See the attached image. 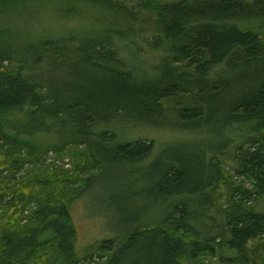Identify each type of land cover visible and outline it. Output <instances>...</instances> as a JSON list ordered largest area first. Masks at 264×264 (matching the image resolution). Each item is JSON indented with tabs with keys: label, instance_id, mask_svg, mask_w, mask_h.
<instances>
[{
	"label": "trees",
	"instance_id": "16d2710c",
	"mask_svg": "<svg viewBox=\"0 0 264 264\" xmlns=\"http://www.w3.org/2000/svg\"><path fill=\"white\" fill-rule=\"evenodd\" d=\"M146 1L160 24L150 48L165 59L155 71L136 65L132 50L130 63L119 59L111 40L121 32L110 28L34 37L32 25L92 4L106 9L110 0H0V264H184L187 257L261 264L249 248L264 244V205L252 207L264 204V0ZM251 17L261 31L238 25ZM185 92L180 121L223 144L181 154L166 148L148 167L156 172L147 177L155 184L151 203L159 202L155 218L120 219L114 238L78 257L65 201L89 195L108 166L132 170L156 148L119 142L110 125L153 122L160 102ZM56 131L69 137L60 146H84L97 171L75 191L69 170L56 167L58 181L54 169L39 176L30 169L43 151L38 136ZM232 152L236 176L248 186L223 176L218 158ZM221 184L230 207L219 228L211 224L210 192Z\"/></svg>",
	"mask_w": 264,
	"mask_h": 264
},
{
	"label": "rangeland",
	"instance_id": "374dc122",
	"mask_svg": "<svg viewBox=\"0 0 264 264\" xmlns=\"http://www.w3.org/2000/svg\"><path fill=\"white\" fill-rule=\"evenodd\" d=\"M144 1L110 0L112 7L109 5V7L106 6V9H101L100 5L92 4L90 8H86L85 12L79 9L80 12L73 16L66 15L64 18L59 16L50 20L46 19L39 25H32L33 34L34 37L56 39L82 34L84 30L88 29L90 32H95L110 28L113 31L121 32L111 40L112 49L118 52L119 59L130 63L133 51L134 55L139 57L136 65L141 64L144 68L155 71L165 66L163 56L150 48V45L156 41L155 35L160 32V24L157 22L158 16L152 13L153 7L149 1H146L147 5L145 6ZM178 1L182 0H157L161 5ZM244 1L248 4L252 2V0ZM245 14L250 13L247 11ZM237 23L243 29L254 31H259L261 26L254 17ZM261 34L264 39L262 31ZM129 65L132 66V64ZM188 95L185 92L180 97L160 102L159 109L152 112L153 122L142 123L118 119L110 125L109 128L112 130L110 132L117 134V141L143 140L147 143L151 141L155 143L156 148L149 162L134 167L132 170L124 171L115 166H108L99 176L98 183L93 186L89 195L84 198L70 197L65 201L77 229L76 254L78 257L82 258L92 253L101 242L114 238V233L122 230L123 224L121 223L126 218L134 217L138 222L147 221V223L155 218L159 202L151 203L150 194H155V184L147 181V177L154 178L156 172L148 167L166 148L173 147L171 150L174 154H181L187 151L201 150L208 145L223 144V141L219 139L203 137L199 134L200 128H195L194 124L180 121L179 110L186 105V96ZM96 131L100 130L96 129ZM63 134L56 131V137L38 136L36 142L40 148H43V151L36 158L40 162H37L36 165L33 164L30 169L35 171L36 176L45 174V171L50 168L54 169L58 181H61V178L60 173L57 172L61 168L69 170L72 183L76 184L72 186L68 184V189L75 191L86 177L94 172L97 174V171L89 163L90 158L84 146H60L61 143L69 139L65 133ZM50 144H56V150L48 151L47 148ZM218 161L224 170L223 176L226 181L230 180L238 184L244 182L236 176L237 164L234 161L233 152L219 157ZM56 167H59V170ZM244 183L249 185L247 182ZM210 193L215 205L211 224L214 227L222 228L225 221L223 211L230 207V195L222 184L212 189ZM263 205L260 202L252 207L256 211H262ZM130 209L131 211H129ZM120 219L121 223H119ZM126 227L125 225L124 228ZM249 251L254 259L264 264V244L251 246ZM184 264L221 263L216 257L209 259L199 257L195 260L187 257Z\"/></svg>",
	"mask_w": 264,
	"mask_h": 264
}]
</instances>
